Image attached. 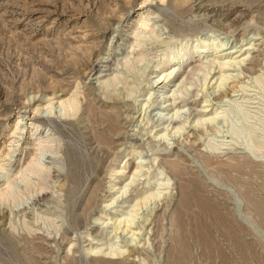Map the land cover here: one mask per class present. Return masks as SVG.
Segmentation results:
<instances>
[{
    "label": "rangeland",
    "instance_id": "obj_1",
    "mask_svg": "<svg viewBox=\"0 0 264 264\" xmlns=\"http://www.w3.org/2000/svg\"><path fill=\"white\" fill-rule=\"evenodd\" d=\"M8 191L0 264H264V0H0Z\"/></svg>",
    "mask_w": 264,
    "mask_h": 264
},
{
    "label": "bare ground",
    "instance_id": "obj_2",
    "mask_svg": "<svg viewBox=\"0 0 264 264\" xmlns=\"http://www.w3.org/2000/svg\"><path fill=\"white\" fill-rule=\"evenodd\" d=\"M144 11V10H143ZM149 12H150V10H149ZM214 12V11H213ZM150 14H151V12H150ZM147 15H149L148 13H147ZM150 16L151 15H149V16H146V17H144L143 19H141V21H142V25H143V27L144 26H148L149 25V22H150ZM240 18V17H239ZM116 25V24H115ZM141 25V26H142ZM140 34V33H139ZM140 36H141V34H140ZM198 36V35H197ZM112 37V36H111ZM117 37V36H116ZM128 37V36H127ZM115 39V37H113L112 38V41ZM127 41V40H126ZM111 43V42H110ZM141 43V39L139 38L138 39V45ZM237 45V44H236ZM164 46V45H163ZM245 46V45H244ZM243 46V47H244ZM250 46V45H249ZM215 47H218V46H215ZM108 48H110V47H108ZM174 50V49H173ZM220 50H223V49H216V51H220ZM114 51V50H113ZM179 51V50H178ZM228 52H226V56H228V57H233V53L234 52H237V51H233V50H227ZM143 52V51H142ZM165 52V51H164ZM235 54V53H234ZM118 56V55H117ZM195 56H188L187 57V60H190V59H193ZM236 57V56H235ZM225 58V57H224ZM238 58V57H237ZM130 60V58H127V61H125L124 62V65L125 66H129V60ZM227 59V58H226ZM232 59V58H231ZM236 59V58H235ZM241 60V59H240ZM101 62L102 61V63H101V65H100V63L98 64V65H100V66H98L97 64H96V67L98 66L99 68H100V73H102V71L104 70V68L106 67V66H108V65H106V60H103V58L101 57H98L97 58V62ZM122 61V60H121ZM210 61V60H209ZM235 61H237V60H235ZM96 62V61H95ZM108 62V61H107ZM118 63V62H117ZM116 63V64H117ZM164 63H167V64H169V62H164ZM224 65H227V64H230L229 62H222ZM162 64V63H161ZM202 64V63H201ZM237 64V63H236ZM118 65V64H117ZM116 65V66H117ZM155 65H156V63H155ZM160 65V63L158 64V66ZM164 65V64H163ZM94 66V65H93ZM158 66H157V68H158ZM209 66V65H208ZM91 67V66H90ZM201 67V66H200ZM206 67V66H205ZM210 67V66H209ZM95 68V67H94ZM197 70H198V68H199V66H198V68L197 67H195ZM207 68V67H206ZM211 68V67H210ZM209 68V69H210ZM115 69V68H114ZM118 69V68H117ZM174 69V68H173ZM186 69V68H185ZM106 70V69H105ZM158 70V69H157ZM192 70V69H191ZM195 70V69H194ZM200 70V69H199ZM206 70V69H205ZM211 70V69H210ZM92 71H93V69H92ZM119 71V70H118ZM183 71V70H182ZM193 71V70H192ZM196 71V70H195ZM117 72V71H116ZM175 71L173 70V71H171V73L169 74V76L170 75H172L173 73H174ZM194 72V71H193ZM192 72V73H193ZM120 73V72H119ZM119 73H116V74H114L111 78H109L108 77V79L107 80H105V81H103L102 82V84L104 85V87H109V86H113L116 82H119V81H121V75L119 74ZM178 73V72H177ZM207 73V72H206ZM209 73V72H208ZM194 74V73H193ZM166 74L164 73V74H162L160 77H159V79L162 77V76H165ZM174 75V74H173ZM227 74H222L221 76H220V79H221V77H222V79L224 80V79H226L228 76H226ZM86 76V75H85ZM102 76V75H101ZM166 76H168V74L166 75ZM174 76H177L176 74L174 75ZM185 77H186V75H185ZM163 78V77H162ZM188 78V77H187ZM198 78H199V76H198ZM198 78H197V80H198ZM207 78V76L205 77V79ZM106 79V78H105ZM150 79V78H149ZM156 79V78H155ZM158 79V80H159ZM184 79H186V78H184ZM212 79V78H211ZM210 79V80H211ZM228 79V78H227ZM102 80V79H101ZM158 80H156V81H158ZM163 80V79H162ZM164 80H165V78H164ZM203 80V79H202ZM219 80V79H218ZM130 81V80H129ZM185 81V80H184ZM207 81V80H206ZM212 81V80H211ZM217 81V80H216ZM215 81V82H216ZM221 81V80H220ZM155 82V81H154ZM162 82V81H161ZM185 82H188V80L187 81H185ZM210 82V81H209ZM152 83V86H153V82H151ZM180 83V82H179ZM220 83H222V82H220ZM140 84V83H139ZM143 84V83H142ZM184 84V83H183ZM182 83L181 84H179L178 85V88H176V90H175V92L176 91H178L177 92V94L178 95H181V93H185V92H187V88L183 85ZM185 84H187V83H185ZM158 85V84H157ZM161 85V84H160ZM187 85H189V84H187ZM214 85V84H213ZM162 86H165V85H162ZM200 86V85H199ZM140 87V86H139ZM166 87V86H165ZM217 87V86H216ZM144 88V87H143ZM97 89V88H96ZM108 89V88H107ZM106 89V90H107ZM196 89V88H195ZM143 90V89H142ZM156 90V89H155ZM162 91V90H161ZM194 91V90H193ZM143 92V91H142ZM157 92V91H156ZM174 92V93H175ZM159 93H161V92H159ZM164 93V92H163ZM163 93H161L162 95H163ZM197 95V94H196ZM199 95V94H198ZM107 96V95H106ZM172 97H175V99L176 98H178V97H176V96H172ZM154 98V97H153ZM159 98V97H158ZM163 98V97H162ZM103 99V98H102ZM168 100V99H167ZM171 100V99H170ZM172 101V100H171ZM207 101H208V99H207ZM149 102H151V101H149ZM159 102V101H158ZM167 102V101H166ZM169 102V101H168ZM173 102V104H174V100L172 101ZM78 102L76 101V100H72V101H69L68 103L67 102H62V108H61V110H63L64 112H66L67 110H69V109H76L78 106V104H77ZM162 103V102H161ZM157 104V103H156ZM164 104V103H163ZM169 104V103H168ZM145 105V104H144ZM148 105V104H147ZM150 105V104H149ZM161 105V104H160ZM142 108H143V106H141ZM172 107V106H171ZM132 108H134V107H132ZM208 108V107H207ZM48 109V108H47ZM129 109V108H128ZM156 111V110H155ZM169 111V110H168ZM181 112V111H180ZM174 113H175V111H174ZM182 113V112H181ZM185 113V112H184ZM52 114V113H51ZM187 114V113H186ZM144 115V114H143ZM161 115V114H160ZM163 115V114H162ZM166 115H167V113H166ZM185 115V114H184ZM154 116V115H153ZM181 116V115H180ZM146 117V116H145ZM184 118V117H183ZM206 118V117H205ZM208 118V117H207ZM207 120V119H206ZM205 120V121H206ZM147 121H149V120H147ZM188 122V121H187ZM147 123V122H146ZM138 124V123H137ZM148 124V123H147ZM159 124V123H158ZM169 124V123H168ZM199 124V123H198ZM144 125V124H143ZM150 126H152V125H150ZM196 126V125H195ZM185 129V128H184ZM177 130V129H176ZM170 131V130H169ZM42 133V132H41ZM146 134V133H145ZM172 134V133H171ZM174 135V134H173ZM165 136V135H164ZM41 137V136H40ZM164 138V137H163ZM41 139V138H40ZM161 140V139H160ZM159 142V141H158ZM40 144H42V143H40ZM125 148V147H124ZM41 149V154H42V157H40V158H36L35 157V159L33 160V161H31L30 160V164L25 168V170H24V174L22 175V177H25V178H29L32 174H38V175H42V173L45 171V169H46V165H45V162L43 163L42 162V160H43V156H45L46 155V149H47V145H42V147L40 148ZM133 151V150H132ZM141 153V152H140ZM46 159V158H45ZM149 165V164H148ZM141 166H143V165H141ZM140 167V166H139ZM138 173V172H137ZM139 174V173H138ZM136 175V172L133 174V178H134V176ZM138 176V175H137ZM136 176V177H137ZM135 177V178H136ZM132 178V179H133ZM138 179V178H137ZM129 180H130V178H129ZM133 180H131V182H132ZM162 184V183H161ZM113 185V184H112ZM128 185V184H127ZM125 186V185H124ZM126 187V186H125ZM129 187V186H128ZM134 188V187H133ZM5 190V189H4ZM3 190V191H4ZM131 190V189H130ZM134 190V189H133ZM140 190H141V188H140ZM139 190V191H140ZM129 191V190H128ZM148 191V190H147ZM141 192V191H140ZM10 194V191H8V192H6V193H1L0 194V197H2V196H5V195H9ZM116 194V193H115ZM149 194V193H148ZM123 196V195H122ZM126 219V218H125ZM132 221V220H131ZM133 221H134V219H133ZM130 223H132V222H130ZM137 232H138V230H137ZM133 234H135V233H133Z\"/></svg>",
    "mask_w": 264,
    "mask_h": 264
}]
</instances>
